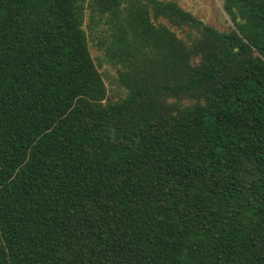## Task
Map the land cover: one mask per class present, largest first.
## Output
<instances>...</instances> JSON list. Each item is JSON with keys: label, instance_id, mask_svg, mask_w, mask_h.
I'll list each match as a JSON object with an SVG mask.
<instances>
[{"label": "trees", "instance_id": "trees-1", "mask_svg": "<svg viewBox=\"0 0 264 264\" xmlns=\"http://www.w3.org/2000/svg\"><path fill=\"white\" fill-rule=\"evenodd\" d=\"M221 8L0 0V264H264V0Z\"/></svg>", "mask_w": 264, "mask_h": 264}, {"label": "rangeland", "instance_id": "rangeland-1", "mask_svg": "<svg viewBox=\"0 0 264 264\" xmlns=\"http://www.w3.org/2000/svg\"><path fill=\"white\" fill-rule=\"evenodd\" d=\"M174 1L180 8L192 14L195 18L201 20L205 25L210 26L217 31H228L231 23L224 15L221 5L222 0H162ZM160 23L166 25L180 39H187L185 28H176L168 26L167 23L160 19ZM88 19L85 17L83 29L87 33L89 55L100 74L106 93L109 97L116 98L122 95L123 90L116 84V74L114 68L108 66L103 59L102 53L96 48V39L88 34Z\"/></svg>", "mask_w": 264, "mask_h": 264}]
</instances>
